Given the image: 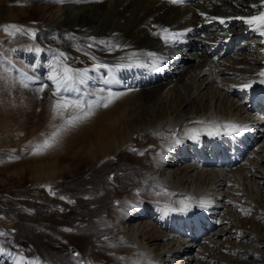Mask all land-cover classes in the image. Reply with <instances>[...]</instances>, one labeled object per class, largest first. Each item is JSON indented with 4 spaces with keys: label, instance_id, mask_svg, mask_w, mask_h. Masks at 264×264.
<instances>
[{
    "label": "bare ground",
    "instance_id": "6f19581e",
    "mask_svg": "<svg viewBox=\"0 0 264 264\" xmlns=\"http://www.w3.org/2000/svg\"><path fill=\"white\" fill-rule=\"evenodd\" d=\"M43 1L46 4L33 9L39 14L33 21L31 6L0 0V19L22 22L19 32L0 28V35L6 34L4 37L11 40L17 34L29 39L16 43L11 55H6L9 71L2 67L1 77L10 86L15 72H19L22 81L33 89L49 85L42 92L45 98L40 102L39 127L62 123L59 117L52 119L55 98L47 80L50 65L60 52L65 53L69 59L66 63L73 68L91 69L94 63L107 65L90 71L86 83L75 86L78 91L64 95L85 101L107 97L109 90L123 95L107 108L94 109L86 123L91 124L86 125L88 133L72 144L67 162L59 164V155H33V160L27 159L29 175L44 179L54 175L52 172L72 171L82 161L90 167L100 159L114 157L139 135L148 134L151 139L142 146L143 151L135 153L138 168L133 166L127 172L128 177H134L138 169L136 177H141V182L137 186L128 187L124 194H114L108 209L103 203L116 190H108L110 186L103 179L100 192L96 194L98 188H91L83 200L86 205L93 200L87 219L92 227L78 235L65 231L66 228L56 231L66 240H79L84 232L98 227L83 256H75V260L82 261L74 263L264 264V113L262 107H249L248 88L243 87L252 79L259 83L257 74L264 70V37L241 20L227 19L256 14L260 0H201L192 5L172 4L169 0H64L62 4ZM253 3L257 6L252 7ZM212 17L225 18L226 22L220 24ZM34 24L38 36L30 40L28 30ZM162 28L183 32L184 36L165 44L160 35H153ZM50 33L54 36L49 42L46 37ZM233 34L243 39L240 47L247 46L228 56L206 53L211 45L220 44ZM190 37L195 40L189 41ZM101 40L106 43H98ZM194 41L202 53L195 50ZM37 47L41 49L39 53L35 51ZM148 52L156 54L158 70L150 66L153 58L145 55ZM25 75L31 79H25ZM258 87L264 89V84L259 83ZM101 89L105 91L101 93ZM229 123L245 127L246 133L255 129L253 134L259 142L253 148L254 155L227 172L198 168L201 148L193 146L194 138L195 145H204L211 133L223 137L229 130L224 125ZM67 137L68 133L63 134L59 143ZM157 192L163 193L162 199L151 201L150 196ZM185 198L191 205L188 211L165 212L166 207L179 208V201ZM201 200L205 201L204 206L200 205ZM190 216L197 218L202 227L197 237L178 233L185 230ZM247 219H255V225ZM100 245L121 249L127 255L122 253L123 261L99 259ZM3 250L0 260L5 264H15L16 258V264L48 263L17 255L9 248ZM50 257L56 264L65 261L57 254Z\"/></svg>",
    "mask_w": 264,
    "mask_h": 264
},
{
    "label": "rangeland",
    "instance_id": "374dc122",
    "mask_svg": "<svg viewBox=\"0 0 264 264\" xmlns=\"http://www.w3.org/2000/svg\"><path fill=\"white\" fill-rule=\"evenodd\" d=\"M14 2L31 6V10H36V5L46 4L43 0H14ZM36 14V11L32 14L35 16L33 21L39 17V14ZM21 23L17 20L0 19V28L8 25H15L20 28ZM31 30L35 31L36 35L34 38L30 35V40L36 39L38 29L35 24L32 25ZM4 35H0V232L5 235L0 236V249L9 248L17 255H27L30 258L41 259V261L51 264L57 262L50 255L55 257L57 254L59 258L65 260L63 264H75V261H82V259L75 260L71 247L75 249V253H79L77 257H82L88 240L94 236L93 233L98 227L84 232L85 234L79 240L74 238L66 240L60 234L59 236L56 235V231L66 228L78 235L86 228L92 227L87 219L90 218L88 214L89 208L93 205V200L87 205L83 203V200L86 199L91 188H94L93 190L98 188L95 190L96 194L100 192V183L103 179L110 186L108 190H116L111 192L110 198L103 203V206L108 209L111 208V200L114 194H124L128 187L137 186L141 182V177H136L139 174L138 169L134 177H128L127 174L130 173L133 166H137L135 153L138 150L143 151L142 146L151 139L148 134L139 135L131 145L117 151L114 157L100 159L90 167L82 161L72 171L52 172L54 175L44 176V179L40 180L30 176L27 169L29 166L27 159L33 160V148L41 143L53 131L52 128L61 122H57L54 126L44 124L43 127H39V113L42 111L40 102L45 98L42 93L38 89H33L31 85H27L24 80L22 81V75H19V72H15L14 77H12L13 81L10 80L12 84L10 86L6 79L1 77L4 72L2 67L9 71L10 65L6 61L8 59L4 58L8 54L11 55L10 51L13 46L16 43L29 41L25 35L19 36L17 34L18 37L12 40L8 36L4 37ZM53 36L50 33L46 37V41L50 42ZM65 39L67 40L68 37ZM61 49L64 50L62 47ZM88 121L82 123L81 127L78 125L71 129L67 132L66 140L58 143L54 148L44 151L40 156L46 154L47 157L59 155V164L67 162L72 153V144L77 142L78 137L83 133H88L89 129L86 125H91L86 124ZM91 131H93V127H90ZM60 149H64V151L61 152ZM52 152L53 154H51ZM123 164L125 168H120ZM116 177L120 179L113 182L112 180ZM162 194L157 195L155 193L149 199L159 201V197L161 199L163 197ZM60 197H64V199H60ZM247 220L250 222L249 224L255 225V219H252L253 221ZM253 225L251 227L255 228ZM53 249H56L57 253ZM98 250L99 259L105 261H123L122 253L127 255L121 249L103 245L98 246ZM216 255H219L218 252ZM17 262L16 258L14 263ZM0 264L5 263L0 260ZM77 264L84 263L79 262Z\"/></svg>",
    "mask_w": 264,
    "mask_h": 264
},
{
    "label": "snow or ice",
    "instance_id": "6c2138e0",
    "mask_svg": "<svg viewBox=\"0 0 264 264\" xmlns=\"http://www.w3.org/2000/svg\"><path fill=\"white\" fill-rule=\"evenodd\" d=\"M56 3H63L64 0H55ZM75 2L79 3L80 0H75ZM184 0H170V3L172 4H179L183 3ZM257 5L253 3L252 7H256ZM202 16H204V13H201ZM207 19V17H205ZM213 20H219L220 24H225V18L220 17H212ZM228 20H241L244 24L250 26L253 28L254 31H258L259 34L264 37V0H260V10L254 14V15H248V16H230L227 17ZM155 27V26H154ZM8 28H13L16 30V32H19L20 29L15 25H8L4 27V31L7 32ZM190 31V29L188 30ZM29 34L34 38L36 33L35 31L28 30ZM153 35H160L161 39L165 42V44H171L179 41L181 37L184 36L183 32H172L168 28H162L158 33H153ZM100 44H105L106 41H98ZM262 44H264V40L261 41ZM89 48L92 47L91 44L88 45ZM113 47H119V45H113ZM37 53L41 51L39 47L35 49ZM264 51V49H262ZM87 55V53H85ZM135 56V53L132 54ZM145 55L148 57H152L153 60L151 62V67L154 70H158L157 61L155 59L156 54L152 52H148ZM95 59V57H93ZM131 59V57H130ZM67 61V56L64 52H60L58 57L54 60V63L50 65V73L47 76V80L51 81V86L53 87L52 90V96L55 98L52 105H51V114L52 119L56 120L57 117H59L62 121L61 124L58 126H55L54 130L45 138L43 141L37 145L32 150L33 155L41 154L44 151H47L49 149L54 148L62 138L63 134H66L71 129L77 127L79 124L84 123L87 121L90 117L94 115V109L98 106H102L104 108H107L113 101L117 98H119L123 93L119 92H113L111 90L108 91L107 97L104 96H98L95 100L92 101H85L82 98L73 99L69 96L64 95L65 93L75 92L78 91V89L75 87L77 84H84L88 80L89 72L90 71H96L101 68H107V65L100 64V63H94L89 68H73L71 67ZM129 67L133 66L132 64L127 65ZM136 66H145L143 64H137ZM260 77L259 83L264 84V70H261L258 74ZM25 79H31V77H28L25 75ZM109 81H105V83H108ZM27 86V85H25ZM252 84L245 83L243 85L244 88H250ZM49 87V85L44 84L39 87V92H44L45 88ZM101 93H103L105 90L101 89ZM196 123H204L203 121H196ZM225 128H228L231 130L232 133H240L242 131H246V128H241L240 126L229 123L224 125ZM173 136H175V133H173ZM175 143H179L178 139L174 140ZM161 193L157 192V195H160ZM167 194V193H165ZM60 199H64V197H60ZM189 198H185L179 201L180 207L179 208H167L165 212L167 211H180L185 212L188 211L191 207L189 203L186 202V200ZM71 202V201H69ZM231 203V202H230ZM205 201L201 200L200 205L204 206ZM65 231H71V229H65ZM5 235L3 232H0V236ZM3 249H0V252H3ZM74 256H79V253L73 252ZM21 260H23V257H20Z\"/></svg>",
    "mask_w": 264,
    "mask_h": 264
},
{
    "label": "water",
    "instance_id": "95a60500",
    "mask_svg": "<svg viewBox=\"0 0 264 264\" xmlns=\"http://www.w3.org/2000/svg\"><path fill=\"white\" fill-rule=\"evenodd\" d=\"M71 251H72V252H74V251H75V249H74L73 247H71Z\"/></svg>",
    "mask_w": 264,
    "mask_h": 264
}]
</instances>
